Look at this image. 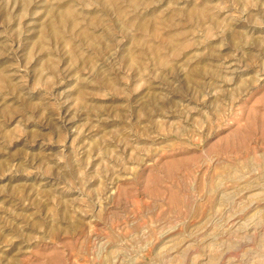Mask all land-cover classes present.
<instances>
[{
    "label": "rangeland",
    "instance_id": "rangeland-1",
    "mask_svg": "<svg viewBox=\"0 0 264 264\" xmlns=\"http://www.w3.org/2000/svg\"><path fill=\"white\" fill-rule=\"evenodd\" d=\"M0 264H264V0H0Z\"/></svg>",
    "mask_w": 264,
    "mask_h": 264
},
{
    "label": "bare ground",
    "instance_id": "bare-ground-1",
    "mask_svg": "<svg viewBox=\"0 0 264 264\" xmlns=\"http://www.w3.org/2000/svg\"><path fill=\"white\" fill-rule=\"evenodd\" d=\"M203 9V8H202ZM202 9H201V11H202ZM67 12V11H66ZM152 28V27H151ZM158 52V51H157Z\"/></svg>",
    "mask_w": 264,
    "mask_h": 264
}]
</instances>
